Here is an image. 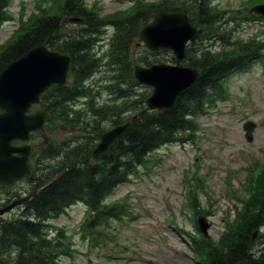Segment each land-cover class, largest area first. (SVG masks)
<instances>
[{
	"label": "trees",
	"instance_id": "obj_1",
	"mask_svg": "<svg viewBox=\"0 0 264 264\" xmlns=\"http://www.w3.org/2000/svg\"><path fill=\"white\" fill-rule=\"evenodd\" d=\"M8 3L9 0H0V24L10 18ZM93 8L83 0H49L28 21L21 22L13 37L0 46V70L39 44L71 57L70 82L51 85L43 93L41 103L48 113L47 129L72 128L77 133L72 138L74 142L55 140L43 148L41 188L27 200L17 217L0 222V264H54L68 246L62 237L50 236L52 230L47 222L72 203L85 204L96 224L121 218L124 202H104L105 199L118 185L137 175L140 167L149 166V155L155 150L172 143L194 141L197 117L206 114L217 100L224 99L225 78L248 67L264 46V41L249 39L243 45L234 43L232 50L223 46L215 52L210 46L217 34L212 35V31L218 30L220 24L211 0L138 2L128 14L111 18H98ZM158 11L186 12L197 27L195 37L208 43L199 42L196 49L187 46L184 64L198 69V79L164 112L146 108L148 92L136 91L139 86L133 77L136 57L129 56L141 26ZM71 16L82 17L84 22L74 23L78 29L67 31L63 20ZM106 24L115 29L110 49L104 56H97L92 48ZM141 58L139 62L145 65L155 62ZM171 61L175 62L173 56ZM97 73L104 74L101 84L91 89L85 80ZM102 90L107 95L105 99L100 98ZM81 99L87 105L85 110L78 108ZM128 120L129 126L109 150L93 157V147L105 128ZM247 180L246 190L250 194L242 200L238 219L218 244L200 235L197 252L204 264H264V250L252 246L253 232L264 227V163ZM188 194L189 207L196 216H205L196 208L195 196ZM86 220L81 224L87 223Z\"/></svg>",
	"mask_w": 264,
	"mask_h": 264
},
{
	"label": "rangeland",
	"instance_id": "obj_2",
	"mask_svg": "<svg viewBox=\"0 0 264 264\" xmlns=\"http://www.w3.org/2000/svg\"><path fill=\"white\" fill-rule=\"evenodd\" d=\"M147 1L153 0H83L86 6L94 7L98 18L126 15L133 5ZM258 3L264 4V0H211L218 12L217 24L222 22L218 30L212 31L219 38L212 46L215 52L223 46L232 50L234 43L243 45L249 39L264 41V19H252L256 16L248 10ZM8 4L10 18L0 25V46L13 37L21 22L28 21L49 0H9ZM67 18L63 20L65 29H78ZM114 30L112 24L102 27L93 52L99 56L108 53ZM199 42L208 45L207 41L195 38L190 46L196 49ZM147 51L143 44H132L130 59L136 57L134 64H143L139 62L141 56L150 61L175 63L171 61L170 51L157 54ZM259 54L258 60L225 78L224 99L217 100L206 114L197 117L194 141L172 143L155 150L149 155V166L140 167L137 175L117 186L105 199L104 202H124L121 218L96 224L86 207L77 203L47 222L52 230L50 236L62 237L68 246L54 264H204L195 251L200 233L195 228L197 216L189 207L188 193L195 196L196 208L206 216L208 238L218 244L238 219L242 200L250 194L246 190L248 175H253L264 163V46ZM103 75L90 76L87 80L93 86L97 76ZM136 91L149 93L150 88L139 85ZM101 94L107 98L104 90ZM36 107L40 104L30 112ZM246 120L255 123L253 139L249 142L242 128ZM75 133L72 129L44 132L49 140L58 141ZM37 140L43 143L42 138ZM29 187L20 186L26 190ZM85 218L87 223L82 225ZM262 229L252 239L256 250L264 245Z\"/></svg>",
	"mask_w": 264,
	"mask_h": 264
},
{
	"label": "water",
	"instance_id": "obj_3",
	"mask_svg": "<svg viewBox=\"0 0 264 264\" xmlns=\"http://www.w3.org/2000/svg\"><path fill=\"white\" fill-rule=\"evenodd\" d=\"M264 16V4L251 8ZM69 22H82L83 18L70 17ZM196 27L185 12L158 11L139 31V38L150 50H170L177 63H153L148 66L134 65L133 76L139 84L151 87L145 99L148 109L166 111L170 109L179 94L190 87L198 78L195 67L185 66L186 44L193 39ZM70 56L50 50L43 44L29 49L19 58L10 62L0 71V183L11 184L20 179L28 170L29 145H13L14 139L28 140L31 131L41 129L45 112L37 109L27 114L29 107L39 102L41 93L52 84L66 82ZM130 120L105 130L92 155L106 152L113 142L129 126ZM253 121L243 123L245 138L252 140ZM14 202L0 209V215L13 207ZM199 227L204 234L208 224L198 217ZM256 232H254L255 234Z\"/></svg>",
	"mask_w": 264,
	"mask_h": 264
},
{
	"label": "flooded vegetation",
	"instance_id": "obj_4",
	"mask_svg": "<svg viewBox=\"0 0 264 264\" xmlns=\"http://www.w3.org/2000/svg\"><path fill=\"white\" fill-rule=\"evenodd\" d=\"M4 111L0 109V114ZM32 140V139H31ZM31 142V141H30ZM21 141H15L14 144H22ZM31 153L29 155V168L27 174L21 179L17 180L11 185L0 184V209L5 207L6 205L19 201V203L13 207L8 213L0 217V222L4 219H11L18 215L24 209L25 203L27 202V198L31 197L40 189V179L41 173L38 169V164L36 163V146L31 144ZM29 183V184H28ZM22 184H26V186H31L27 190L20 188ZM28 184V185H27Z\"/></svg>",
	"mask_w": 264,
	"mask_h": 264
}]
</instances>
